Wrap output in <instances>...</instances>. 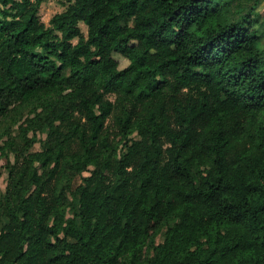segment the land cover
I'll return each instance as SVG.
<instances>
[{"label":"trees","instance_id":"1","mask_svg":"<svg viewBox=\"0 0 264 264\" xmlns=\"http://www.w3.org/2000/svg\"><path fill=\"white\" fill-rule=\"evenodd\" d=\"M43 1L0 0V264H264L261 0Z\"/></svg>","mask_w":264,"mask_h":264},{"label":"rangeland","instance_id":"2","mask_svg":"<svg viewBox=\"0 0 264 264\" xmlns=\"http://www.w3.org/2000/svg\"><path fill=\"white\" fill-rule=\"evenodd\" d=\"M67 6V3L65 0H45L41 3L40 8H39V18L42 22L45 24H48L49 19L58 12H61L65 9ZM257 10L261 14V19L264 20V0H261L259 7ZM79 27L81 31L86 34V26L83 23L79 24ZM262 29V28H261ZM260 45L261 48L264 49V32L261 33L260 36ZM115 59H117L119 63V68H123L128 64V60L120 56L119 54H114ZM112 99L113 96H110ZM46 136V130L43 132H39L36 137V142L31 148V151H36L41 149V141L45 138ZM13 154L10 153L8 157H1L0 158V193H2L5 189L6 186V181H7V164L11 163L13 161ZM88 174V173H87ZM78 183H80V177H77L74 180L73 186H76ZM163 240V230L158 233L155 237L156 243H160Z\"/></svg>","mask_w":264,"mask_h":264}]
</instances>
